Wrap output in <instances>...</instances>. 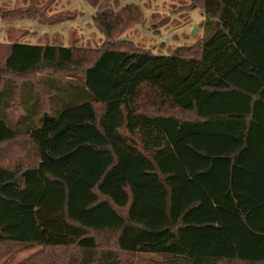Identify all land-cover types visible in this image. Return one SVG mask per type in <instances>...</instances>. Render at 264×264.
<instances>
[{"label": "trees", "instance_id": "trees-1", "mask_svg": "<svg viewBox=\"0 0 264 264\" xmlns=\"http://www.w3.org/2000/svg\"><path fill=\"white\" fill-rule=\"evenodd\" d=\"M89 1L99 47L0 42V260L264 264V190L237 180L264 155V0H184L205 36L170 54L121 40L138 5Z\"/></svg>", "mask_w": 264, "mask_h": 264}, {"label": "rangeland", "instance_id": "rangeland-1", "mask_svg": "<svg viewBox=\"0 0 264 264\" xmlns=\"http://www.w3.org/2000/svg\"><path fill=\"white\" fill-rule=\"evenodd\" d=\"M49 0H0V10L24 7L25 16L5 20L0 15V42L7 39L9 28H21L27 32L20 41L30 44L59 43L83 47H99L104 35L93 22L96 8L89 0H53L47 16H64L47 22L33 17L29 6H44ZM117 9L127 4H136L143 11V21L123 34L121 40L130 39L142 48H149L156 54H170L181 45L196 43L205 36L203 22L205 13L200 8L188 9L184 0H117ZM37 17V16H36ZM51 21V22H50ZM184 117L191 116L183 112ZM42 249L39 245H28L17 249L15 255L0 260V264H16ZM124 255L133 264H151L161 256ZM150 261V262H149Z\"/></svg>", "mask_w": 264, "mask_h": 264}, {"label": "crops", "instance_id": "crops-1", "mask_svg": "<svg viewBox=\"0 0 264 264\" xmlns=\"http://www.w3.org/2000/svg\"><path fill=\"white\" fill-rule=\"evenodd\" d=\"M255 161L262 162L246 163L244 170L238 173L237 180L243 192H246L249 196L257 197L256 195H260L259 192L264 190V155H261ZM255 193L257 194L255 195ZM262 200L264 201V198Z\"/></svg>", "mask_w": 264, "mask_h": 264}]
</instances>
